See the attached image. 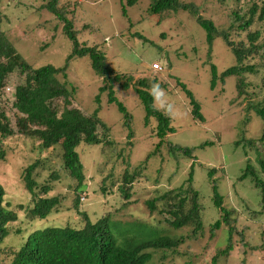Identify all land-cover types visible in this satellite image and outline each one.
<instances>
[{"label": "trees", "instance_id": "obj_1", "mask_svg": "<svg viewBox=\"0 0 264 264\" xmlns=\"http://www.w3.org/2000/svg\"><path fill=\"white\" fill-rule=\"evenodd\" d=\"M83 1L88 2L89 0ZM138 1L140 0H127V4L133 6ZM206 1L222 4L229 0H142V2H147V14H151L155 19L157 17L156 24L159 26L168 24L167 28L160 31L161 38L165 39L163 43L150 40L146 33L141 30H134L135 22L130 17L128 8L123 4L122 11L128 19V26L123 35L128 34L129 38H138L143 40V43L155 42L157 43L154 46L156 51L161 56L168 57L167 61L158 57L150 63L146 62V67L137 72L127 69L121 71L114 68L99 44L81 41V32L87 30L93 32L95 25H91L93 28L88 26L89 24L79 26L80 18L75 14V9L71 8L74 0H46L45 4L40 7V11H48L53 16V19L46 23L55 22L57 29L61 26L63 34L68 36L73 43V49L66 64L60 67L52 64L36 67L29 62L16 49L6 35V31L2 29V19L0 18V94L6 92L11 75L19 73L23 77L22 82L17 83L12 89L10 96L15 109L12 111L13 115H9L10 109L0 106V139H7L17 132L30 137H38L41 153L52 151L57 156V159H54V166L51 165L52 159L49 156H39L17 177L10 173L11 178L9 177V179L21 183L25 191L34 197V206L26 209V216L30 222L46 220L60 209L62 197L53 194L55 193L54 182L65 184L64 181H67L68 188L74 193L76 209L85 217V223L82 226L75 227L71 224L48 226L31 232L21 242L20 247L8 246L5 241L12 234L10 225L17 221L19 216L15 210L11 209L10 201L4 204L9 190L0 180V264H153L152 251L171 250L177 252L181 244L185 242V236L163 235L159 229L142 224H134L131 228L123 227L113 220L112 213H107L97 221H92L87 212L80 208L81 202L92 196L90 192L101 191L107 194L109 191H113L115 181H112V185L106 183H109L108 179L113 178L119 167L122 169L124 167L125 172L117 190L121 191L122 194L124 193L128 199L132 198L133 194L130 191L133 189L134 182L137 176L142 178L141 175L145 171L148 172L152 157L160 155L162 156L161 159H166L165 166H171V158L180 157L177 152H183L181 155L183 159L192 162L191 171L188 177L177 187L165 188L158 195L146 200L145 203L149 211L152 214H167L169 217H166V222L175 229L193 226L194 231L189 234L193 238H197L199 233L203 235L205 230H209L212 238H214L217 232L228 224L230 227L227 231L225 248L217 247L216 253L207 264H219L221 260L230 255L235 247L233 236L237 232L243 245L249 246V243L245 242V232L236 229L234 226L237 223V217L231 219L235 209L226 207V198L219 192L218 185H216L214 174L217 170H221L216 167L208 168V175L210 181L214 183L212 198L214 204L220 209L221 216L212 225H205L204 206L201 203L200 191L196 189L194 184L195 167L199 162L198 157L194 153V149L190 147L168 143L167 137L176 131L175 127L172 125V119L168 113H164L155 105L158 89L164 84L167 86L157 74L163 72L164 69L166 70V67L171 69L173 67L170 53L175 52L179 58L189 56L185 52V48L190 47V44L185 41L177 49L174 46L176 50L174 49L173 52L171 46L169 47L170 38L180 35L181 39L184 36L186 40H190L188 38L191 37H187L189 33L200 34L195 29L188 30L191 25L183 33L178 31L179 26L175 21L183 22L184 13H189L186 14L188 17L194 16L197 23L205 29L206 36L203 39L209 45L206 54L207 60L203 62L199 56L198 48V51H195V53L198 52V55L189 61L196 63L200 70L210 69L212 89H215L220 81L227 84L229 78L235 77L240 81L237 85L240 94L247 93L244 89L247 86L246 77L258 70L257 64H251L247 61L259 50H262L264 57V40L262 41L264 39V0H237L245 3V11L243 13L234 12L232 15L234 19L228 27L218 26L214 19L203 15L205 9L212 10ZM77 2L78 0L75 1V4ZM81 5L82 2H79L77 8ZM257 22L261 24L254 28ZM170 27H174V29ZM235 35L244 36V38L241 41H236ZM199 41V37L196 40H191V43H194V46L191 47L197 48L195 44L198 46ZM216 41H221L223 47L228 52L231 51L236 59V63L224 65L223 72L218 67L219 65L217 66L211 61L213 48H215L213 46ZM84 56L91 59L92 68L102 79L99 92L94 96L95 104L90 110V107L84 109L79 102L72 106V98L75 92L72 93L73 89H69L66 81L71 61L74 58ZM156 63L161 64L162 70H154ZM203 64L208 65L209 68L207 69ZM61 76L65 81L61 80ZM175 84L177 88L185 91L190 98L194 119L205 122L206 118L202 112L201 104L191 87H188L182 78H178ZM117 89L132 90L133 96L136 94L140 98L146 111V125H152L153 119L157 121L156 126L151 131V135L155 134L159 139L156 148L147 153L144 158H140L138 162L134 161L133 155L135 144L140 140H135L132 137L133 116L126 105L116 96ZM104 93L108 94L106 106L117 104L119 110L124 114L121 128H128L130 131L128 138L124 139L125 141H119L113 137L114 126L106 122L101 116L104 107L102 98ZM61 101L65 102L63 108H61ZM248 110L252 115L259 116L264 121L262 102L249 105ZM14 122L17 129L12 126ZM260 134L259 141L264 145V129ZM4 142L3 140L0 141V160L6 158ZM82 144L90 147H83ZM164 145H167L168 150L163 151ZM207 145H213V142L206 141L203 144V146ZM261 153L263 152H259L258 157ZM259 162L263 174L264 157H261ZM132 168L134 171H131ZM257 172L255 166L248 161L240 179L244 180L251 175L254 185L260 188L261 205L263 206L261 213L263 214L264 180L258 178ZM46 173L49 174L44 177ZM178 173L179 170L176 172V177ZM65 176L70 181L65 179ZM135 228H138L139 232L135 231ZM17 232L21 233V230ZM242 264L247 263L243 261Z\"/></svg>", "mask_w": 264, "mask_h": 264}, {"label": "rangeland", "instance_id": "obj_2", "mask_svg": "<svg viewBox=\"0 0 264 264\" xmlns=\"http://www.w3.org/2000/svg\"><path fill=\"white\" fill-rule=\"evenodd\" d=\"M75 1L72 2L71 8L75 9V14L80 18L79 26L94 24L96 29H94L95 31L92 30L93 32L89 30L81 32V41L99 44L114 68L121 71L127 69L137 72L146 67V62L150 63L158 57L165 61L168 60V57L161 56L156 51L154 46L157 43L154 42V44L150 41L143 43V40L129 38L128 34L123 35L128 26V19L122 11L123 4H125L130 17L135 22L134 30L145 32L152 41L162 43L165 41L161 38L160 31L167 28L168 24L165 23L162 26L156 24L157 17L155 19L151 14H147V2L140 0L133 6H129L127 0H89L88 2L78 0L77 4ZM45 2L46 0H2L0 2L2 29L6 31V35L16 49L36 67L48 64L56 67L64 66L72 52L73 43L68 36L63 34L61 26L57 29L55 22L46 23L52 20L53 16L48 11H40V7ZM79 2H82V5L77 8ZM206 2L212 7V10L205 9L203 15L214 19L218 26L228 27L234 19L232 16L234 12L243 13L245 11L243 1L229 0L222 4ZM186 14L189 13H184L182 18L188 19L187 21L183 20V22L178 23L174 20L179 26L178 31L183 33L191 25L188 30L195 29L200 34L189 33L187 37H191L188 38L190 40H186L184 36L181 39L180 35L170 38L169 47L171 46L173 52L174 46L177 49L185 41L190 44V47L185 48V52L189 56L179 58L175 52L172 54L170 51L173 67L172 69L166 67V70L164 69L163 72L157 74L167 86L164 84L158 89L155 105L164 113H168L172 119V125L175 127L176 131L167 137L168 143L190 147L194 149V153L198 157L199 162L195 167L194 184L196 189L200 191L206 226L212 225L221 216V211L214 204L212 198L214 183L210 181L208 168L221 169L214 174L216 185H218L219 192L226 198V207L235 209L231 219L237 217V223L234 226L236 229L245 232V242H248L249 246L245 247L238 232L235 233L233 251L219 264H242L243 261L247 264H264V213H261L263 206L261 205L260 188L254 185L251 175L244 180L240 179L248 161H250L258 171V178L264 180V173L262 174L259 165L261 157H264V145L259 141L260 133L264 129V121L261 117L252 115L248 110L249 105L254 103L262 102L264 105V57L262 50H259L247 61L258 65V70L246 77L247 86L244 89L247 93L240 94V90L237 88L240 81L235 77L229 78L227 84L220 81L218 86L212 89L210 69L200 70L196 63L189 61L198 55V52L195 53L198 48L199 56L203 62L207 60L206 54L209 45L203 39L206 36V31L197 23L194 16L188 17ZM260 24L257 22L254 28L259 27ZM91 28L93 27L91 26ZM197 37L200 39L198 46L195 44L197 48L191 47L194 46L191 40H196ZM243 38L244 36L235 35L234 39L241 41ZM213 47L215 48H213L211 61L217 66L219 65L218 67L222 72L224 65L236 63L235 56L223 47L221 41H216ZM214 55L216 56L214 57ZM203 65L207 69L209 68L208 65ZM67 72L68 87L70 90L73 89L72 93L75 92L72 98V106L79 102L84 109L88 107H90L89 110L92 109L95 104L94 96L99 92L102 79L92 68L91 59L85 56L74 58ZM178 78H182V81L191 87L201 104L202 112L206 118L205 122L194 119L190 98L185 91L177 88L175 84ZM22 80L23 77L19 73H14L9 79L8 86L14 89L15 85ZM61 80L65 81L62 76ZM11 94V91L0 94V106L10 109L8 111L10 116L15 110L10 100ZM107 96L108 94L104 93L102 97L104 107L101 116L106 122L114 126L113 137L123 141L128 138L130 132L128 128H121L124 114L119 110L117 104L106 106ZM116 96L126 105L133 116L132 137L135 140H140L135 144L133 158L134 161L138 162L140 158H144L147 153L156 148L159 139L155 134L151 135V131L156 126L157 121L156 119L151 121L153 126L145 124L146 111L144 105L136 94L133 96L132 90L117 89ZM61 104V108H63L65 102L61 101ZM13 120L15 121V119ZM12 126L17 129L15 122ZM2 140L5 141L3 147L6 150V158L0 160V180L9 190L4 204L10 201L11 209L15 210L19 216L17 221L11 223L12 234L6 239L5 244L11 247H20L21 242L31 232L48 226H66L69 224L75 227L82 226L85 223V217L76 209L74 193L68 188L67 181H64L65 184L54 182L56 194H53L62 197L60 209L46 220L30 222L26 216V209L34 206V197L25 191L21 183L9 179L10 173L17 177L39 156H49L52 159L51 165L54 166V159H57L56 153L49 151L42 154L39 149L40 139L38 137H30L19 132L7 139H0V141ZM206 141L213 142V145L203 146ZM251 141L254 142L251 143ZM82 145L83 147H90L86 144ZM165 150H168L167 145L163 147V151ZM259 152H263L259 156L260 158L258 157ZM182 153L177 152L180 157L171 158V166H165L166 159H161L162 156H153L148 172L145 171L141 175L142 178L137 176L133 189L130 191L133 194L130 199L117 190L125 172L124 167L123 169L119 167L113 178L108 179L109 183H106L112 185V181H115L113 191H109L107 194L101 191L90 192L92 196L81 202L80 208L87 212L92 221H97L107 213H112L113 220L123 227L131 228L134 224H142L159 229L163 235L186 237L185 242L181 244L177 252L171 250L152 251L153 264L209 263L216 253L217 247L223 249L226 246L227 231L230 227L228 224L223 226L214 238H212L209 230H205L203 235L199 233L197 238H193L189 236L194 231L193 226L175 229L166 222V217H169L167 214H152L145 203L146 200L161 193V190L177 187L188 177L192 162L183 159ZM178 170L179 173L176 177ZM131 171H134V168ZM48 174L46 173L44 177ZM64 178L70 181L66 176ZM253 212L255 213L253 214ZM18 230H21V233H18ZM134 230L138 231V228Z\"/></svg>", "mask_w": 264, "mask_h": 264}, {"label": "built area", "instance_id": "obj_3", "mask_svg": "<svg viewBox=\"0 0 264 264\" xmlns=\"http://www.w3.org/2000/svg\"><path fill=\"white\" fill-rule=\"evenodd\" d=\"M154 70H162V67L159 63L154 64Z\"/></svg>", "mask_w": 264, "mask_h": 264}, {"label": "clouds", "instance_id": "obj_4", "mask_svg": "<svg viewBox=\"0 0 264 264\" xmlns=\"http://www.w3.org/2000/svg\"><path fill=\"white\" fill-rule=\"evenodd\" d=\"M101 1H102V0H101ZM160 65H161V64H160ZM161 67H162V66H161ZM157 71H160V70H157ZM5 91H6L7 93H9L10 91L12 92V89H11L10 86H7ZM85 198H86V197H85ZM85 198H84V199H85ZM84 199H83V200H84Z\"/></svg>", "mask_w": 264, "mask_h": 264}]
</instances>
